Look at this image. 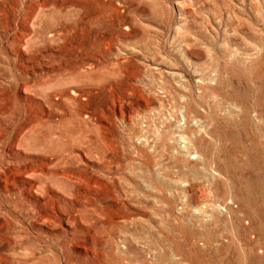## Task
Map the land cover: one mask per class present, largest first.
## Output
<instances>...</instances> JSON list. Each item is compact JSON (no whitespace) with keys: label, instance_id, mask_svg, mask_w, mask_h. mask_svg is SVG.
<instances>
[{"label":"rangeland","instance_id":"rangeland-1","mask_svg":"<svg viewBox=\"0 0 264 264\" xmlns=\"http://www.w3.org/2000/svg\"><path fill=\"white\" fill-rule=\"evenodd\" d=\"M0 264H264V0H0Z\"/></svg>","mask_w":264,"mask_h":264}]
</instances>
